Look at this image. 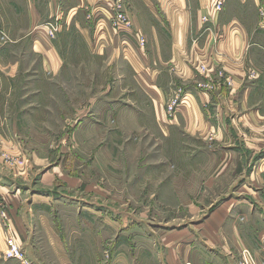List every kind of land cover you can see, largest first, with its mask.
Segmentation results:
<instances>
[{
    "label": "rangeland",
    "instance_id": "obj_1",
    "mask_svg": "<svg viewBox=\"0 0 264 264\" xmlns=\"http://www.w3.org/2000/svg\"><path fill=\"white\" fill-rule=\"evenodd\" d=\"M114 2L99 0L82 9L89 14L80 15L88 16L97 35L93 39L105 43L109 37L102 33L119 35L122 56L117 59L109 49L94 53L95 44L91 48L75 25L57 38L59 21L35 23L25 4L14 14V4L0 0V184L13 178L11 189L51 195L64 226L74 230L66 243L72 260L53 261L49 244L41 240L45 261L37 264H113L125 254L128 264H164L159 244L164 232L202 221L241 184L247 191L259 190L251 176H264V148L245 147L242 134L230 156L219 141L175 127L180 108L192 96L184 88H177L165 104L166 128L157 121L153 101L124 53L133 39L138 48L151 50L154 63V49L134 30L132 14V26L121 29ZM210 18L205 15L203 21ZM54 40L65 59L55 77L44 69V48ZM164 48L169 57L171 45ZM198 72L205 74V63ZM212 78L222 86L234 85L224 70ZM184 87L194 91L190 84ZM200 108L208 107L200 103ZM214 176L218 180L209 186L206 182ZM0 204L8 216L1 193ZM83 222L90 233L84 241L75 237ZM93 233L101 238L94 239ZM9 248L5 256L14 258L8 256Z\"/></svg>",
    "mask_w": 264,
    "mask_h": 264
},
{
    "label": "crops",
    "instance_id": "obj_2",
    "mask_svg": "<svg viewBox=\"0 0 264 264\" xmlns=\"http://www.w3.org/2000/svg\"><path fill=\"white\" fill-rule=\"evenodd\" d=\"M9 1L14 4V14H19L17 12L25 4L27 14H33L31 20L35 23L43 19L59 21L57 38L75 25L87 44H95L94 53L102 55L109 49L114 53L113 59L122 56L119 35L107 31L102 36L106 34L109 42L93 39L97 35L89 28L88 16L80 15L89 14L82 9L90 8L99 0ZM218 1L126 0L134 30L154 49V63H151V50L146 51L147 46L138 48L133 39L134 45L130 44L128 54L126 50L124 53L134 77L153 101L158 122L164 123L166 128L165 104L177 88H184L192 96L180 108V114L174 119V125H178L175 127L204 140L219 141L221 149L230 150L231 156L240 134L243 138L239 139L244 141L245 147L257 151L264 148L261 135L264 128V21L261 16L264 0H222L221 10L217 11ZM95 12L92 14H98ZM208 14L211 18L204 22L203 16ZM165 43L171 45L169 57ZM46 46L44 69L55 77L65 66V59L56 40L47 41ZM201 63L206 67L203 76L198 72ZM219 70L232 78V88L212 78ZM184 84L192 85L194 91ZM200 103H206L208 108L202 111ZM218 177L206 183L213 186ZM251 177L256 187L259 184L260 191L253 188L247 191L241 184L237 192L219 203L202 221L164 232L159 238L164 249V264L186 261L239 264L244 248H249L264 264V176ZM14 184L13 178L0 184L4 187L0 193L8 207V216H0V264L45 261L41 240L49 244L53 261L72 260L66 243L74 230L69 232L64 226L61 210L55 207L57 213L54 211V197L43 191L27 194L18 188L11 189ZM246 192L250 195L244 194ZM82 224L75 237H82L84 241L90 233L86 231L88 225ZM10 235L23 248V260L5 256L9 245L6 239ZM91 235L94 239L101 238L99 233ZM118 260L128 264L126 254L124 258L115 257L113 264H118Z\"/></svg>",
    "mask_w": 264,
    "mask_h": 264
},
{
    "label": "built area",
    "instance_id": "obj_3",
    "mask_svg": "<svg viewBox=\"0 0 264 264\" xmlns=\"http://www.w3.org/2000/svg\"><path fill=\"white\" fill-rule=\"evenodd\" d=\"M218 5H216V10L220 9L221 1L219 0ZM114 14H118V25L123 29V26L131 27L132 26V19L130 18L128 11L126 9V5L124 0H115L113 4ZM261 14L264 17V9L261 10ZM122 22H120V21ZM53 26V30H54ZM54 31H52V34ZM143 42V40H142ZM0 216L5 217L6 211L3 205L0 204ZM9 244L10 248L7 251L9 257L19 258L23 260L25 258L24 251L20 248L19 244L16 243L15 238L10 235L9 236ZM186 264H191L187 262ZM240 264H261L254 253H252L249 249H244L242 251V257Z\"/></svg>",
    "mask_w": 264,
    "mask_h": 264
}]
</instances>
